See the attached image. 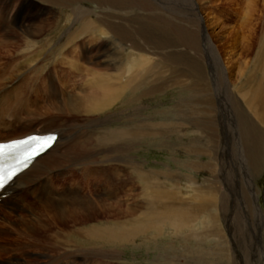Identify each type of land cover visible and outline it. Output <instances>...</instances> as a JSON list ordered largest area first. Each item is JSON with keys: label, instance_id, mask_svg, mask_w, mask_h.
Wrapping results in <instances>:
<instances>
[{"label": "rangeland", "instance_id": "1", "mask_svg": "<svg viewBox=\"0 0 264 264\" xmlns=\"http://www.w3.org/2000/svg\"><path fill=\"white\" fill-rule=\"evenodd\" d=\"M150 1L155 5L154 8H134L127 15L136 17V21L121 23H125L124 27L129 26L133 31L146 32L137 36L145 45L136 49L133 57L136 65L140 64L141 58H147L150 74L149 82L144 83L138 67L134 72L129 71L127 74L113 69L111 54L116 51V46L107 45L106 42L121 32L113 33L107 23L110 19L108 15L119 14L117 8L87 2L94 11L101 12L102 22H93L86 33L79 34L85 37H99L100 43L103 44L100 47L93 46L90 55H80L82 64L75 66L70 63L67 52L60 47L68 36V30L80 27L82 21L75 22L66 4H54L44 0H0V61L4 64L11 60L12 65L18 64V69L21 70L18 79L10 80L8 93H14L21 86L18 93L16 92L18 95L23 90V84L27 82L28 89L26 93H22V97L29 99L25 100L24 108L33 100L38 104L52 102L53 105L55 103L56 106L64 107V118L67 121H58L59 126L82 150L85 142H92L97 136L105 137L109 144L103 147L105 149L102 154L105 155H100L99 165L109 169L106 171L107 176H112L115 181H105L102 187L107 188L116 183L121 199L140 193L141 184L133 169L137 162L149 170L151 181L166 183L170 191H173L176 184L179 197L186 205L188 198L194 195V187L224 181L217 192H225L228 183L244 188V184L253 181L258 190L259 204L263 207L264 136L258 133L262 137L260 150L254 153L255 160L251 162L246 154L248 147L240 126L241 119L244 123L253 117L254 113L246 101L259 84L260 78L264 76V0ZM35 6L53 8V38L47 35L49 33L36 37L28 34L27 27L32 21L35 22L41 17L52 18L42 13H32ZM175 10L182 11L185 18L181 14L176 17ZM160 15L170 16L173 22L180 23L183 28L194 30L198 46L193 48L186 42L179 43L181 30H172L167 34L165 20L157 19ZM67 16L71 18L67 19ZM25 18L27 20H23ZM192 19H195L197 24L192 23ZM115 21L120 22L116 18ZM116 30L118 31L117 28ZM173 36L177 43L166 45V42L174 39ZM7 41L11 43L9 47L4 45ZM39 48L43 51L38 56L36 52ZM184 55L190 58L192 67L200 65L206 80L205 85H202L193 73L179 71L183 66ZM171 56L172 60H168ZM124 64L122 69L128 63ZM96 70H101V74H104L101 77L102 83L96 80ZM262 81L264 83V78ZM101 87L110 89L111 93L118 91L119 95L107 101L100 116L99 129H96L95 118L83 110L87 102L80 96L82 92H100ZM40 89L42 93L37 92ZM38 110L41 114H32L31 119L26 118L22 122L23 127L19 126L16 132L0 133V138L28 131L53 130V125L45 126L36 121L46 118L42 114L43 110ZM59 113L54 111L53 115ZM143 123L148 124L149 132L146 138L136 135L134 142L129 141L135 130H144ZM257 127L260 129L258 122ZM115 133L120 135L119 139L113 137ZM65 146L63 143L58 153L64 151ZM196 148L202 151L201 155H196L200 154L194 151ZM83 160L66 158L59 168L50 172L49 178H44V181L51 180L59 185L63 181L72 180L75 175L81 176L80 172L84 169L88 170L87 181H93L90 172L96 166L94 163H88L85 167ZM133 181H136L135 189ZM85 182H81V185H85ZM158 186L157 182L153 188ZM18 191L25 192V189ZM237 193L239 196L240 193ZM126 205L124 202L123 207ZM155 205L158 210L162 209L160 206L163 204L158 199ZM3 206L0 209V258L23 255L28 264H49L47 261L51 259L52 253L53 264H95L94 259L89 257L93 250L85 240V228L119 217L115 213L109 216L106 212H100L98 216L94 215L91 217L93 219H90L85 214H78L77 220L75 217L73 221L68 220L66 226L55 230L37 226V233L31 235L29 229L33 228L34 216L31 214L34 210L21 207L15 210L11 217L12 205ZM172 212L169 214V211L167 215H173L179 226L174 227L169 221L170 224L166 225L164 231L166 238L163 237L159 241L156 253H163L165 245L178 247L176 241L183 238L176 239L179 234L177 231L182 230L190 235L191 246L186 255L205 257L207 264H221L220 252L215 250V243L208 233L212 224L206 217L195 216L194 212L189 216L190 212L185 213L183 210V218L180 219L175 209ZM50 242L53 248H49ZM33 243H41L44 246L35 247ZM176 249L178 252L182 250L181 254L185 252L184 249ZM146 252L144 248L134 252L133 244L127 236L122 238L121 244L117 243L116 247H103L102 264H133L134 261L144 263L146 258L154 260L156 254L151 253L149 257ZM181 254L180 256L184 257Z\"/></svg>", "mask_w": 264, "mask_h": 264}, {"label": "bare ground", "instance_id": "2", "mask_svg": "<svg viewBox=\"0 0 264 264\" xmlns=\"http://www.w3.org/2000/svg\"><path fill=\"white\" fill-rule=\"evenodd\" d=\"M44 1L54 4H66L70 8L71 16L74 17L75 22L82 21L80 27L68 30V36L60 47L63 51L67 52H65L66 56L70 60V63L75 66H78V64L80 65L82 61L80 55L83 57L90 55L93 46L96 45L100 47L103 44V42L100 43L101 39L99 37H85L82 34H79V32L86 33L93 22H102L101 12L97 10L94 11L93 7L87 2L92 1L97 4L108 5L113 9L117 8L119 14L108 15V18L110 19L107 23L108 28H110L113 33L121 32L120 35H117V37L112 38V40H107L106 42L107 45L111 44L116 46V51L113 52L114 54H111L113 69L116 71L121 70L122 74H127L129 71L134 72L136 70L135 68L138 67L140 72H142L141 78H143V82H149L148 76L150 74V67H148L147 58H141L139 65L134 63L136 60L133 58L136 49L144 47L145 45L137 39V36L146 34V32L143 31V33H141L139 30L133 31L129 29V26L124 27L125 23L123 25L121 23L125 21H136V17L127 15L131 12L130 10L134 8L146 10L154 8L155 5L150 0ZM92 2L90 3L92 4ZM71 3L76 4L74 5ZM32 13H42L43 15H50L52 18L41 17L35 20V22L32 21V24L27 27L28 34L35 35L36 37L41 34L49 33L47 35L53 38V35H51L53 32V8L47 6H35L33 7ZM174 13L175 16L181 14V16L185 18V14L182 11L175 10ZM91 15L94 16L92 17ZM71 16H67V19L71 18ZM115 18L120 22L115 21ZM157 19L165 20V25H167V30L165 32L167 34H170L168 32L172 30H181L179 43L186 42L193 48L198 46L194 30L191 31V29L183 28L184 26L180 23L173 22V19L170 16L160 15ZM23 20H27V18ZM191 22H195V19H192ZM50 43L52 44V42ZM176 43L174 37L173 40H170L169 43L166 42L165 44L174 45ZM4 45L9 47L11 43L7 41L4 42ZM14 45H16V43H14ZM42 51L43 50L39 48L36 52L37 55L39 56L42 54ZM119 52H121V54H119ZM168 60H172V56ZM125 62L128 64L122 69ZM182 62L183 66L179 71L181 73H184V71L193 73L196 79L201 81L202 85H205L206 80L204 79L200 65L196 64V68L192 67L190 58L185 57V55L183 56ZM0 64V66H2L0 68V133L2 134L5 131L16 132L19 126H24L22 125V122L26 118L31 119V115L34 113L41 114L38 109L43 110L42 114L46 116V118L39 120L37 119L40 117L38 115L36 121L45 124V126L53 125V130L49 129L48 131L40 133L54 130L59 133L55 144L47 152L37 157L27 170L15 178L13 187L15 192L0 203L1 207L7 204L12 205V210H10L12 212L11 217H13L15 210L17 211V209L19 210L21 207H26L31 211L34 210L33 214H31V216H34L32 220L33 228L29 229L31 235L37 233V226L44 227L43 229L50 227L53 228V230L58 229L60 226H66L67 221H73V218H76V215L78 214H85L90 219H93L91 217H94V215L98 216L100 212H106L109 216L115 213L119 216L117 219L106 220V222L85 228L87 229V238H85V240L93 250L90 252L91 254H89V257L94 259L95 264H102V253L105 245L116 247L117 243L121 244V239L126 238L127 236L133 244L134 252H137V249L139 248H144L149 257L151 253L156 254L154 260L150 261L148 258L145 259L150 262L146 261L142 263L143 261H134L133 258V264H207L205 257L202 258L194 255L188 256L185 254L187 251V253H189L188 249L191 246V242L189 240L190 235L187 232L184 233L182 230L177 231L179 234H177L176 239L183 238L182 240L176 241L178 247L170 244V241V245H165L163 248V253H156L159 241L166 236L164 231L166 225L170 224L169 221L172 223L170 225L174 227L179 226L177 224V219L173 215L171 217L167 215L169 211V214H171L173 213L172 210L175 209L178 212L176 213L177 216L181 219L183 218L181 213L185 210V213L190 212L189 216H191L193 212L195 216L204 215L212 224L208 233L215 243V250L220 252L221 264H264V239H262L264 232V206L261 207L259 204L258 190L253 181L244 184V188L235 186L234 183H228L227 191L225 192H217L221 183L224 184V181H214V183L211 184L194 187L192 188L194 195L188 198L186 205L183 199L179 197L180 194L176 184L173 186V191H170V188L166 183L151 181L152 176L149 170L144 166H140L136 162L133 169L134 172H136L138 182L141 184L140 193L121 199L122 197L116 188V183L109 185L107 188L102 187L105 181H115L112 176H107L108 173L106 171H109V169L106 170L103 166L99 165L101 163L100 155H105L102 154L105 149L103 147L109 144L106 138L97 136L94 138V141L91 142L89 140V142H85L82 150L79 147V144L75 142L72 137L65 134L64 130L59 126L60 124L58 121H67V119L64 118L66 114L65 108L56 106L55 103L53 105L52 102L38 104L36 100L31 101L29 106H25L24 108V105H26L25 100L29 99L22 97V93L27 92V82L23 84V90L19 92L18 95L16 92L18 93L21 86H19V89L14 93H8L10 80L18 79L20 75L19 73H21V70L18 69V64L15 66L12 65L11 60H8V62L4 64L3 61H0ZM94 74L97 75L96 80L102 83L101 77H103L104 74H101V70L94 71ZM262 78H264V76H262ZM262 78H260L258 81L259 84L252 90L250 98L246 101V104L254 113L252 115L253 117L252 119H249V122L244 121V123L241 119L242 124L240 126L241 132H244L246 147H248L246 154L249 156L251 162L255 160L254 153L260 150L259 143H261V136H264V83ZM254 79H256V77ZM124 87L127 89L126 85H124ZM99 91L100 92L96 90L92 92H82L80 96L81 99L87 102V106H84L83 110L92 114L95 118L96 129H99L98 127L101 123L100 116L107 101L111 98L115 99V96L119 95L118 91L114 90V92L111 93L110 89L103 87H101V90ZM37 92L42 93L41 89ZM8 95H10L9 98ZM54 111L60 113L53 115ZM7 120L8 122H5ZM257 122L260 125V129L257 127ZM253 123H256V125ZM143 129L144 130L141 132L135 130L132 133L133 137L131 136L129 141L134 142V137L136 135H141L146 138L149 132L148 124L146 125V123H143ZM32 132L38 131H28L20 135L0 138V140L18 138ZM258 133H260L261 136ZM113 137L119 139L120 135L115 133ZM63 143L66 145L65 150L58 153L59 148ZM80 151L82 153H79ZM194 151L200 153H195L198 156L202 153L198 148ZM66 158L71 160H79L83 158L86 163L85 167L88 166V163H94L96 167L90 172L92 174L90 177H93V181H87V169H84V171L81 170V176L78 177L75 175L72 180L63 181V183L59 185L51 180L44 181V178H49L51 176L50 172L59 168ZM76 178L79 181H77ZM83 181H86L85 185H81V182ZM134 182L136 181H133L132 184L135 189ZM157 182L159 183V186L154 189L153 186ZM18 189H25V192L20 193ZM103 190L106 192L104 193ZM237 192L240 193L239 196ZM103 193L105 195L102 196ZM106 195L109 198L104 197ZM157 199L163 204L160 206L162 207L161 210L156 208L155 204ZM121 200L126 202L127 205L123 207L124 202ZM165 207L170 210H167ZM7 224L9 225V222H7ZM10 228L14 229L12 227ZM65 240L63 243L66 245L67 240ZM33 245L41 248L44 246L41 245V243H33ZM49 248H53L51 242ZM176 248L184 249L185 252L181 254L182 250L179 251V253ZM11 252H13V250ZM180 254L184 257H181ZM22 256L14 255L8 258H0V264H28L29 262H27V259ZM47 262L53 264V253L51 259Z\"/></svg>", "mask_w": 264, "mask_h": 264}, {"label": "snow or ice", "instance_id": "3", "mask_svg": "<svg viewBox=\"0 0 264 264\" xmlns=\"http://www.w3.org/2000/svg\"><path fill=\"white\" fill-rule=\"evenodd\" d=\"M3 184V178H0V186Z\"/></svg>", "mask_w": 264, "mask_h": 264}]
</instances>
